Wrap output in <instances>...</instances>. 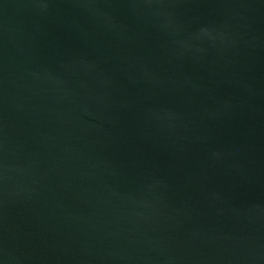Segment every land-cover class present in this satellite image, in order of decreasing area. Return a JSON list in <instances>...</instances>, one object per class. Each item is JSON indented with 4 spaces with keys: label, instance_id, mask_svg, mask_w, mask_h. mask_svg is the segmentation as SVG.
I'll return each mask as SVG.
<instances>
[{
    "label": "water",
    "instance_id": "obj_1",
    "mask_svg": "<svg viewBox=\"0 0 264 264\" xmlns=\"http://www.w3.org/2000/svg\"><path fill=\"white\" fill-rule=\"evenodd\" d=\"M0 264H264V0H0Z\"/></svg>",
    "mask_w": 264,
    "mask_h": 264
}]
</instances>
